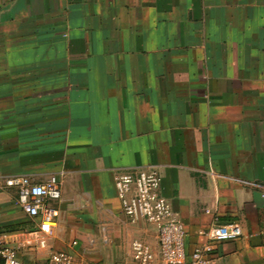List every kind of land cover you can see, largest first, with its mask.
Masks as SVG:
<instances>
[{
    "label": "crops",
    "instance_id": "obj_1",
    "mask_svg": "<svg viewBox=\"0 0 264 264\" xmlns=\"http://www.w3.org/2000/svg\"><path fill=\"white\" fill-rule=\"evenodd\" d=\"M148 167L188 251L237 223L213 264H264V0H0V175L63 172L50 251L74 257L77 236L124 264L131 239L157 249L114 186ZM35 229L0 190V232Z\"/></svg>",
    "mask_w": 264,
    "mask_h": 264
},
{
    "label": "built area",
    "instance_id": "obj_2",
    "mask_svg": "<svg viewBox=\"0 0 264 264\" xmlns=\"http://www.w3.org/2000/svg\"><path fill=\"white\" fill-rule=\"evenodd\" d=\"M50 174L42 180L25 174L0 175V190L14 191L15 203L34 220L36 229L33 242L40 249L49 247L55 237L58 210L51 202L61 197L60 176ZM114 186L123 213L132 221L142 219L153 225L157 236V249L139 238L129 241V258L138 264H155L159 256L163 264H213L215 245L242 235L237 223H221L217 220L200 232L203 241L192 250L186 247V227L171 203L162 195L161 174L158 168H117L114 170ZM31 241L11 242L0 232V264H29L23 261L20 251ZM77 241L71 240V245ZM44 264H81L65 250L50 251Z\"/></svg>",
    "mask_w": 264,
    "mask_h": 264
},
{
    "label": "rangeland",
    "instance_id": "obj_3",
    "mask_svg": "<svg viewBox=\"0 0 264 264\" xmlns=\"http://www.w3.org/2000/svg\"><path fill=\"white\" fill-rule=\"evenodd\" d=\"M24 227L27 228L28 226H23L22 229ZM150 227L154 228L153 225H150ZM19 236L21 235L19 234ZM20 238L22 239L20 240L21 242L26 243V240H25L26 236H22ZM69 240L70 238L68 239V241ZM76 240H77V244L74 245V248H73L75 252L74 257H79V256L84 255L85 257L84 264H124L125 262V260H123V257H122L123 254H120V255L119 253L112 254L111 252H104L103 250H99V248L96 245H98L100 241L95 243V246H96L95 247L94 245H91L90 242L87 241V239L83 240V238L79 236H77ZM101 244L103 243L101 242ZM49 245L51 246V242H49ZM21 250L23 254H27L31 258L34 264H44L47 254L48 252H50V247L46 249H40V248L37 249L34 242L31 241L29 246L28 244H26V246L23 247ZM113 255H118L119 257L112 258ZM127 257L129 259V256ZM130 262L128 264H138L136 261H133V260H131Z\"/></svg>",
    "mask_w": 264,
    "mask_h": 264
},
{
    "label": "trees",
    "instance_id": "obj_4",
    "mask_svg": "<svg viewBox=\"0 0 264 264\" xmlns=\"http://www.w3.org/2000/svg\"><path fill=\"white\" fill-rule=\"evenodd\" d=\"M15 227H16L15 225H9V226H7V228H8L9 230L14 229Z\"/></svg>",
    "mask_w": 264,
    "mask_h": 264
}]
</instances>
